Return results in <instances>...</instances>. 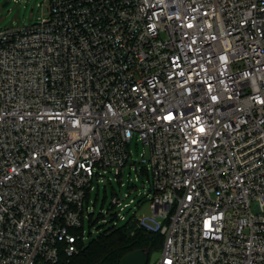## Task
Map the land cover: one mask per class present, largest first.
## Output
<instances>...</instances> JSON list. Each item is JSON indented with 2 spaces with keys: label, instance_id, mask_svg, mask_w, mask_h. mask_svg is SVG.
<instances>
[{
  "label": "built area",
  "instance_id": "built-area-1",
  "mask_svg": "<svg viewBox=\"0 0 264 264\" xmlns=\"http://www.w3.org/2000/svg\"><path fill=\"white\" fill-rule=\"evenodd\" d=\"M47 7L0 29V264L79 253L110 175L112 228L164 238L152 264H264V0Z\"/></svg>",
  "mask_w": 264,
  "mask_h": 264
},
{
  "label": "rangeland",
  "instance_id": "rangeland-1",
  "mask_svg": "<svg viewBox=\"0 0 264 264\" xmlns=\"http://www.w3.org/2000/svg\"><path fill=\"white\" fill-rule=\"evenodd\" d=\"M7 2L8 5L3 7ZM47 5L48 0H0V29L18 28L26 26L29 23L38 22V20L47 16ZM128 150L131 157L125 170V184H127L129 180L130 165L141 159V154L144 153L145 146L142 141L134 139ZM135 174L136 173L132 174L133 179L135 178ZM109 177H112L114 180L110 182L109 179L106 178L105 183L98 184L95 182V188L89 194L90 212L93 214L91 219L87 217L84 222V245H88L89 242L97 238L100 233L113 229L112 225L114 221H112V215H110V212L114 213L115 209H113L112 200L116 194L125 195L129 191L127 186H121V183L115 179L114 175H110ZM145 181L146 184L144 185L143 183ZM143 186L144 188H142ZM147 186V176L141 175V182L139 183L141 191H144ZM131 213L132 212H127V217L131 216ZM137 214L139 217L142 214L150 215V203L146 202L144 207L138 211ZM123 226H125V222H120L118 229ZM161 253L162 246L153 248L148 264L156 262L161 257Z\"/></svg>",
  "mask_w": 264,
  "mask_h": 264
},
{
  "label": "trees",
  "instance_id": "trees-1",
  "mask_svg": "<svg viewBox=\"0 0 264 264\" xmlns=\"http://www.w3.org/2000/svg\"><path fill=\"white\" fill-rule=\"evenodd\" d=\"M164 238L160 234L147 232L136 224H125L122 228H113L82 245L81 251L65 260L64 264H119L126 254L138 249H150L163 246ZM149 255V258H150Z\"/></svg>",
  "mask_w": 264,
  "mask_h": 264
},
{
  "label": "water",
  "instance_id": "water-1",
  "mask_svg": "<svg viewBox=\"0 0 264 264\" xmlns=\"http://www.w3.org/2000/svg\"><path fill=\"white\" fill-rule=\"evenodd\" d=\"M7 5L8 2L5 3L3 7H6ZM149 255H150L149 248L138 249L123 256L119 264H148Z\"/></svg>",
  "mask_w": 264,
  "mask_h": 264
},
{
  "label": "snow or ice",
  "instance_id": "snow-or-ice-1",
  "mask_svg": "<svg viewBox=\"0 0 264 264\" xmlns=\"http://www.w3.org/2000/svg\"><path fill=\"white\" fill-rule=\"evenodd\" d=\"M201 131H203V129H201Z\"/></svg>",
  "mask_w": 264,
  "mask_h": 264
}]
</instances>
